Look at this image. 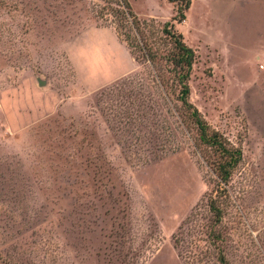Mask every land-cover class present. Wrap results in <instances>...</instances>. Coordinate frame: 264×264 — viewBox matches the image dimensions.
<instances>
[{
	"label": "rangeland",
	"instance_id": "obj_1",
	"mask_svg": "<svg viewBox=\"0 0 264 264\" xmlns=\"http://www.w3.org/2000/svg\"><path fill=\"white\" fill-rule=\"evenodd\" d=\"M98 2L0 0V264H264V0H192L177 25L191 103L243 152L221 220L172 67L137 61Z\"/></svg>",
	"mask_w": 264,
	"mask_h": 264
},
{
	"label": "trees",
	"instance_id": "obj_2",
	"mask_svg": "<svg viewBox=\"0 0 264 264\" xmlns=\"http://www.w3.org/2000/svg\"><path fill=\"white\" fill-rule=\"evenodd\" d=\"M94 3L96 17L114 24L118 36L123 39L136 57V53L154 65L165 62L172 67L178 99L190 112V118L198 126L200 141L216 155L214 167L221 182L216 189L218 198H213L211 210L218 220L222 219L220 198L227 191L234 169L241 163L243 152L234 146L223 134L211 128L199 110L191 103L190 80L197 61L196 51L185 41L184 35L177 29L178 24L186 20V12L190 10L192 0H168L174 4L178 15L165 24L155 20H142L133 11L128 0H98ZM102 3V4H101ZM158 81L163 84L162 76ZM223 263L226 264L225 258Z\"/></svg>",
	"mask_w": 264,
	"mask_h": 264
},
{
	"label": "water",
	"instance_id": "obj_3",
	"mask_svg": "<svg viewBox=\"0 0 264 264\" xmlns=\"http://www.w3.org/2000/svg\"><path fill=\"white\" fill-rule=\"evenodd\" d=\"M39 84H40V86H43V85H45V83H44V82H42V81H39Z\"/></svg>",
	"mask_w": 264,
	"mask_h": 264
},
{
	"label": "built area",
	"instance_id": "obj_4",
	"mask_svg": "<svg viewBox=\"0 0 264 264\" xmlns=\"http://www.w3.org/2000/svg\"><path fill=\"white\" fill-rule=\"evenodd\" d=\"M262 65H263L262 67L264 68V63Z\"/></svg>",
	"mask_w": 264,
	"mask_h": 264
}]
</instances>
